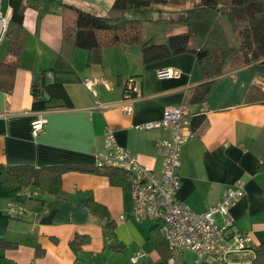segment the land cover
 Wrapping results in <instances>:
<instances>
[{"label":"crops","instance_id":"crops-1","mask_svg":"<svg viewBox=\"0 0 264 264\" xmlns=\"http://www.w3.org/2000/svg\"><path fill=\"white\" fill-rule=\"evenodd\" d=\"M113 2L23 0L26 8L14 88L10 94L0 91V169H74L61 175L57 195L27 186L31 200H17L27 205L29 214L20 220L5 215L15 189L0 180V264H198L196 256L187 250L171 262L157 223L131 218L130 190L89 172L96 166L107 130L142 166L158 172L162 157L155 143L170 140L171 133L136 126L162 119L165 111L175 106L186 110L189 123L195 117L203 118L198 126H191L181 149L177 200L202 213L217 206L223 193L240 181L244 196L230 208L232 227L214 256L226 253L234 234L250 236L251 247L264 243V102L247 103L252 87L259 86L264 92V80L249 66L225 72L203 104H190L191 91L203 84L201 67L192 54L145 64L139 45L119 43L102 48L100 62H91L88 52L63 38L61 5L102 17ZM189 2L182 5L184 11L199 0ZM11 10L9 0H0V17L7 23ZM142 11L150 13L152 22L165 26L160 40L142 36L143 41L164 44L169 37L186 33L180 11L164 5ZM137 14L126 16L134 18ZM8 43L7 38H0V63L12 61ZM164 68L178 70L179 76L158 78V70ZM34 73H40L48 85H59L68 104L56 99L54 109L32 110ZM85 78L103 79L111 89L99 85L97 96H93L82 84ZM130 78L138 87L139 97L126 100L123 87ZM39 115L45 116L46 123L43 132L33 137L31 123ZM90 201L104 207L105 216L102 212L92 215ZM121 216L125 219L120 220ZM214 219L223 226L219 215ZM76 236L87 241H75L74 252L69 243ZM138 251L143 255L132 263ZM252 260L249 249L226 257L228 263L250 264Z\"/></svg>","mask_w":264,"mask_h":264},{"label":"trees","instance_id":"trees-1","mask_svg":"<svg viewBox=\"0 0 264 264\" xmlns=\"http://www.w3.org/2000/svg\"><path fill=\"white\" fill-rule=\"evenodd\" d=\"M164 2L165 0H114L109 12L102 17L73 6L61 5L63 38L70 40L75 48L88 52L89 60L95 63L100 62L102 48L119 43L139 45L145 64L181 54L194 55L202 70L203 84L191 91L188 100L190 104H203L207 100L213 91L215 81L225 73H221V69L230 56L232 61L242 62V65L236 69L249 66L258 77L264 80V0H199L196 5L183 13L181 22L186 27V33L169 37L164 44H156L151 40L143 41L141 22L126 15L146 10L153 5H165ZM9 3L12 9L11 18L7 23L3 39H8L7 53L12 61L0 63V91L6 94H10L14 88V76L21 55L18 42L26 8L23 0H9ZM219 17H223L232 32L236 34L235 47L232 49L227 43H222L223 47L219 55L214 51L216 43L204 49L193 48L192 41L195 38H198L200 43H207L214 33L215 36H220L217 34L221 30L218 24ZM233 50L235 52L232 54ZM214 61H218L217 64L214 65ZM32 89V110L34 111L45 112L54 109L53 102L56 99H61L68 104L64 90L59 85L46 84L43 78L39 79L38 87L35 88L33 85ZM255 102H264V92L259 86L252 87L247 97V103ZM202 120L201 116L195 117L192 122H188V130L191 126H198ZM71 169L74 168L61 166L43 169H33L28 166L1 168L0 180L5 185L14 187V193L22 189L27 190L26 187L32 185L36 189L57 195L60 190L61 175ZM89 172L106 176L113 186L131 189V177L124 171L94 166ZM31 197L32 193L26 199L27 202L31 200ZM26 208L28 209L27 205ZM88 209L92 215L97 212H102L104 216L106 214L105 208L93 201L88 203ZM20 219L22 218L10 220ZM75 241L84 242L87 239L76 236L69 243L74 252L76 251ZM164 245L167 248L165 243ZM249 250L253 253L250 264H264V243L250 247Z\"/></svg>","mask_w":264,"mask_h":264},{"label":"built area","instance_id":"built-area-1","mask_svg":"<svg viewBox=\"0 0 264 264\" xmlns=\"http://www.w3.org/2000/svg\"><path fill=\"white\" fill-rule=\"evenodd\" d=\"M7 21L0 17V38L4 36ZM160 79H171L179 76V71L173 68L158 70ZM82 84L93 95L97 96V86L104 87L107 91L110 85L103 79L85 78ZM126 100L139 97L138 87L133 78H130L123 87ZM106 106H99L105 108ZM186 110L181 106L168 108L162 119L137 125L139 130H169L170 140L157 141L155 148L162 157L161 168L158 172L142 166L136 156L123 147H120L110 130L104 135L103 149L96 155V166L110 169H118L131 177V217L135 221L149 220L157 223L160 235L166 244L170 261L178 258L185 250L196 256L198 264L228 263L227 254L246 251L251 247L252 240L248 235L234 234L226 253L221 257H215L217 248L225 240V232L231 230L232 220L230 208H232L243 196L244 185L237 181L233 188L227 189L217 206L209 208L202 213L194 212L188 205L177 200V192L180 188L178 169L183 144L189 137L188 121L185 119ZM46 118L39 115L31 123V135L36 137L43 132ZM28 190H20L13 195L5 207V215L9 219L23 218L27 216L28 209L25 204L19 203L18 198L29 197ZM220 215L223 221L222 228L215 223L214 216ZM124 216L120 220H124ZM143 254L136 252L131 259L135 263Z\"/></svg>","mask_w":264,"mask_h":264},{"label":"rangeland","instance_id":"rangeland-1","mask_svg":"<svg viewBox=\"0 0 264 264\" xmlns=\"http://www.w3.org/2000/svg\"><path fill=\"white\" fill-rule=\"evenodd\" d=\"M185 1H188V0H165L164 6H168L169 10H172V11L175 10L176 12L180 11L181 13H185L184 9H182L184 8L182 5H185L183 4ZM189 1H190L189 3H191L193 0H189ZM134 19H138L141 22L143 38L152 37V38H155L156 40H160L161 37L163 36V33L165 31V26L161 22H152L150 20L151 15L148 11H144V12L138 11V14L134 17ZM218 24L221 30H220V33H217V34H219L220 36L217 37V35L215 36V33H214V35H212V37L209 39L207 43H203V42L200 43L199 39L195 38L192 41V47L196 49H204L206 46H212L214 45V43H216V47H214V51L217 55H219L221 47H223L222 43H225V44L227 43L233 49L236 45V42H235L236 34L232 32L231 28L229 27V25L227 24V22L225 21L223 17L218 18ZM234 52L235 50H233L232 54ZM217 62L218 61H214V65L217 64ZM241 65H242L241 61L239 60L232 61V56H230L228 60H225L223 68L221 69V73L232 71L240 67Z\"/></svg>","mask_w":264,"mask_h":264},{"label":"water","instance_id":"water-1","mask_svg":"<svg viewBox=\"0 0 264 264\" xmlns=\"http://www.w3.org/2000/svg\"><path fill=\"white\" fill-rule=\"evenodd\" d=\"M33 78H34V86H35V88H37L38 83H39V79H40V73H34Z\"/></svg>","mask_w":264,"mask_h":264},{"label":"bare ground","instance_id":"bare-ground-1","mask_svg":"<svg viewBox=\"0 0 264 264\" xmlns=\"http://www.w3.org/2000/svg\"><path fill=\"white\" fill-rule=\"evenodd\" d=\"M178 193V192H177ZM220 216V215H219ZM125 217V216H124ZM215 217V216H214ZM221 217V216H220ZM125 219V218H124ZM222 219V218H221ZM144 221H146V220H144ZM149 221V220H148ZM216 223V222H215ZM217 225V224H216ZM218 226V225H217ZM219 227V226H218ZM220 228H222V227H220ZM229 230H227L225 233V239H226V237H227V232H228ZM162 238V237H161ZM163 240V239H162ZM238 253V252H237Z\"/></svg>","mask_w":264,"mask_h":264}]
</instances>
